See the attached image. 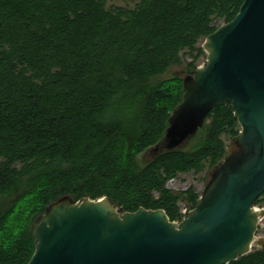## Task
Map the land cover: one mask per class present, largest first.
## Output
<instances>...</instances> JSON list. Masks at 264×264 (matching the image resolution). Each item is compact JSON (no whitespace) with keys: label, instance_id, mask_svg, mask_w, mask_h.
<instances>
[{"label":"trees","instance_id":"16d2710c","mask_svg":"<svg viewBox=\"0 0 264 264\" xmlns=\"http://www.w3.org/2000/svg\"><path fill=\"white\" fill-rule=\"evenodd\" d=\"M0 0V264H27L30 225L63 196L107 197L123 211L163 209L180 221L199 195L167 183L226 157L240 126L230 104L215 106L193 149L165 148L182 79L154 83L244 0ZM156 155L141 169L139 153ZM155 148H158L155 150ZM264 203V192L255 205ZM227 264H264V247Z\"/></svg>","mask_w":264,"mask_h":264},{"label":"water","instance_id":"95a60500","mask_svg":"<svg viewBox=\"0 0 264 264\" xmlns=\"http://www.w3.org/2000/svg\"><path fill=\"white\" fill-rule=\"evenodd\" d=\"M203 65L182 78V98L164 143L178 149L210 111L230 104L238 150L221 160L180 221L163 209L123 211L107 197L66 195L33 219L27 264H227L253 251L264 208V0H244L234 18L204 38ZM158 148H155L157 150Z\"/></svg>","mask_w":264,"mask_h":264},{"label":"rangeland","instance_id":"374dc122","mask_svg":"<svg viewBox=\"0 0 264 264\" xmlns=\"http://www.w3.org/2000/svg\"><path fill=\"white\" fill-rule=\"evenodd\" d=\"M136 1L135 0H110L108 2L109 6H124L128 8H133L135 6ZM221 25V23H219ZM204 42V38L201 39L198 43V46L202 47ZM191 57L187 53L182 54V63L180 65H174L171 66L164 74L154 78V83L161 82L163 80H168L174 77L177 78H183L184 76L190 74L192 72L191 69L188 68L187 64L191 61ZM206 61V57H200L196 62V66L199 67L203 65ZM201 130V129H200ZM199 130V131H200ZM199 131L192 137H190L188 140H186L179 148L182 150H190L195 148L200 143V137L201 134ZM226 145L227 150V156H230L234 154L238 148L236 147L233 140H230L226 137L223 138ZM153 147L147 148L143 152L139 153L136 157L135 167L136 169H141L148 163L155 155L156 153L153 152ZM214 169H210L207 167L203 172L201 173H182L179 174L176 178L170 180L167 183V186L175 193L179 194L188 188L192 187L193 190L200 196L204 187L206 186L207 182L209 181L211 177V173ZM179 207L181 209V212H187L189 211V206L186 203V201L181 200L179 202ZM256 209H262L264 208V203H261L259 205H255ZM264 238V217L260 220V226L258 227L256 231V239ZM260 247L257 246L255 243L253 246V250H257Z\"/></svg>","mask_w":264,"mask_h":264},{"label":"built area","instance_id":"2783aa9c","mask_svg":"<svg viewBox=\"0 0 264 264\" xmlns=\"http://www.w3.org/2000/svg\"><path fill=\"white\" fill-rule=\"evenodd\" d=\"M185 212H182V214L184 215Z\"/></svg>","mask_w":264,"mask_h":264}]
</instances>
